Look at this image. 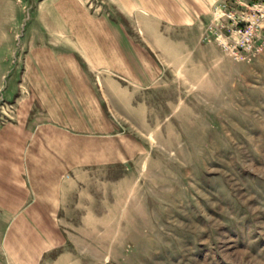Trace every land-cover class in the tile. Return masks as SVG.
I'll list each match as a JSON object with an SVG mask.
<instances>
[{
    "label": "rangeland",
    "instance_id": "1",
    "mask_svg": "<svg viewBox=\"0 0 264 264\" xmlns=\"http://www.w3.org/2000/svg\"><path fill=\"white\" fill-rule=\"evenodd\" d=\"M177 18L190 54L162 41ZM242 29L258 51L236 60ZM31 161L80 164L42 264H264V0H0V163ZM11 222L30 230L0 219V264L23 261Z\"/></svg>",
    "mask_w": 264,
    "mask_h": 264
},
{
    "label": "crops",
    "instance_id": "2",
    "mask_svg": "<svg viewBox=\"0 0 264 264\" xmlns=\"http://www.w3.org/2000/svg\"><path fill=\"white\" fill-rule=\"evenodd\" d=\"M168 28L169 37L166 39L165 36L161 34L163 37L162 41L175 43L179 51L182 52L183 50L186 54H190L192 53L190 50L191 48L194 49L202 45L200 39L201 35L198 33L199 26L194 24V22L188 23L181 18H177L170 22ZM72 38H74V41ZM87 39V37L83 36H70L71 41L66 43L59 42V48H62V53L68 54H76L79 49L86 54L91 48H95L92 47V45L98 48L96 35H90L92 42L89 40L87 41ZM105 41L108 42V36H105ZM107 45L108 44L104 43L103 48L105 50L109 49ZM160 49L161 47L155 46V50ZM46 53L47 52L44 50V55ZM46 61L44 57V65ZM56 63V66L61 67L64 71H71V73L74 74V67L69 55H67V57L62 55V57L58 58ZM84 85L83 88L87 90L85 83ZM37 134L40 135L38 132ZM32 149L37 153L39 151H44L36 147H31V150ZM79 167L80 164H74L72 167H62L60 170L54 169L55 171L63 172L57 181V177H55L54 174H47V179H44V161H31L24 165L7 164V167L0 163V219L30 220V230L27 231L19 229V225H12V222L11 224L9 223L10 225L8 224V226L6 225V227H4L5 234L8 233L7 236H9L6 238L7 240L5 239V246H8L6 250L9 251L10 249L11 252H9V255L12 259L18 260L21 258L23 260L16 264H42L44 254L50 250L49 242H53V239L49 237L52 233L49 220L65 217L63 212L71 207L70 204L68 205V202H66L67 196L68 201L72 202L74 209L76 207L74 205L75 198L71 199L70 196H74L77 193L74 189L77 188L75 183L78 181L81 182L78 179L80 174L68 173L65 175L64 172L75 171L77 170L75 168ZM66 188H70V190ZM88 203H90V201ZM77 208L80 209V206H77ZM25 234L30 235L32 239L30 241H21L22 243L20 245H18L20 241H12L13 236H18L19 239H22L20 236ZM44 235L47 236V239H44ZM41 236H43V238Z\"/></svg>",
    "mask_w": 264,
    "mask_h": 264
},
{
    "label": "built area",
    "instance_id": "3",
    "mask_svg": "<svg viewBox=\"0 0 264 264\" xmlns=\"http://www.w3.org/2000/svg\"><path fill=\"white\" fill-rule=\"evenodd\" d=\"M238 40H236L231 54L236 60H243L258 51V47L253 39L254 32L249 29L237 31Z\"/></svg>",
    "mask_w": 264,
    "mask_h": 264
}]
</instances>
